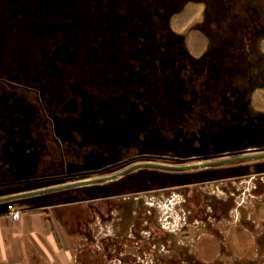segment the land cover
I'll return each mask as SVG.
<instances>
[{
	"label": "rangeland",
	"instance_id": "1",
	"mask_svg": "<svg viewBox=\"0 0 264 264\" xmlns=\"http://www.w3.org/2000/svg\"><path fill=\"white\" fill-rule=\"evenodd\" d=\"M185 1L152 0L149 7L144 0L143 4L139 0H40L37 6L39 16L45 20L66 23L78 32L75 37L79 42L78 55L70 52V46L61 36L54 42L45 40L43 45L46 52L62 61L64 66L75 61L80 72L89 63L93 75L90 82L92 86L85 89L67 80L60 91L61 98L98 99H91L94 104L85 101L93 108L95 115L92 114L89 121L83 124L85 135L76 136L77 143L73 145V151H68L67 172L74 174L75 180L104 176L133 161H143V158L184 165L195 161L191 159L195 157L264 146V116L247 110L246 103L249 91L256 85L258 72L264 70V52L258 46V42L264 39V29L259 22L264 20V9L248 7L245 11L239 9L233 14L232 25L239 29L243 38L240 42L235 38L229 56L221 48L228 39L221 29L218 32L216 26L209 23L207 30L212 42L208 53L191 58L183 43L187 32L190 31V37L194 36V23H187L183 27L185 33H173L168 27L169 16ZM258 3L264 6V0L257 1L256 5ZM208 7L212 11L211 3ZM224 8L227 11L228 8ZM202 14L198 24L204 21ZM203 51L198 48L196 56ZM38 56L36 49L29 58L36 61ZM224 62H234L233 82L229 80L231 69L226 68ZM5 80L9 82L7 89L11 91L12 84L24 82L17 76H8ZM28 84L23 90L25 98L49 97V80L32 75ZM81 105L76 115L82 114ZM228 113L233 116L229 117ZM66 117L67 114L61 118ZM60 130L57 134L62 138L65 135ZM48 136L51 135L46 134L49 142ZM85 147H91L88 158ZM56 156L58 154L51 159L54 163L51 168L46 162L45 167L44 164L39 166V172L52 173L65 168L60 156ZM80 163L85 165L77 166ZM254 163L262 166L264 158L184 172L143 168L127 176H142L152 182L165 176L189 174H201L204 179L216 174L240 177L242 173L252 171ZM122 180L106 185H120L124 182ZM106 185L91 184V188H97L93 190L98 191L99 187ZM176 186L165 185V193L173 192ZM160 190L156 189L155 192L159 193ZM57 192L61 191L53 193ZM175 212L183 216V209L178 205L172 214ZM155 214L161 217L160 223L164 224L162 215L170 217L171 213L165 209L161 212L156 210ZM185 236L181 234V238ZM191 244L189 242L187 246ZM178 260L174 258L168 263L177 264ZM168 263L165 261V264Z\"/></svg>",
	"mask_w": 264,
	"mask_h": 264
},
{
	"label": "crops",
	"instance_id": "2",
	"mask_svg": "<svg viewBox=\"0 0 264 264\" xmlns=\"http://www.w3.org/2000/svg\"><path fill=\"white\" fill-rule=\"evenodd\" d=\"M259 110L264 116V103ZM253 166L240 177L165 176L35 195L8 202L17 219L0 204V264H264V164ZM169 184L177 186L165 193ZM176 205L183 216L172 214ZM165 209L162 224L155 211Z\"/></svg>",
	"mask_w": 264,
	"mask_h": 264
},
{
	"label": "flooded vegetation",
	"instance_id": "3",
	"mask_svg": "<svg viewBox=\"0 0 264 264\" xmlns=\"http://www.w3.org/2000/svg\"><path fill=\"white\" fill-rule=\"evenodd\" d=\"M71 1L74 2V0ZM130 1L135 2V0ZM144 1L145 4L150 7L152 0ZM257 1L259 0H209L208 2L211 3L212 6V11H210L208 7L209 3L206 0H186L176 12L169 16L168 27L171 32L175 33L170 25L172 16L181 12L187 3L199 4L201 6L200 12L189 22L194 23V26H192V29H195V32L192 31L195 33L194 36H189V30L192 29L185 28L188 29L189 32H187V36L184 37V49L191 58H199L206 55L212 42L207 30L210 23L216 26L218 32L219 29H221L223 35L228 39V42L225 43L226 45L221 46V48L224 50L225 55L229 56V53L233 51L232 48H234L235 45V38H237L239 42L243 38L242 35H240L239 29L232 25L234 24L233 14L239 9L245 11L248 7H261L264 9L262 4L258 3V5H256ZM139 2L142 3V0H139ZM206 4L208 5L207 7L205 6ZM39 5L40 0H0V191L11 187L36 190L51 187L57 185L59 182H65L66 180H74L76 176L67 172L69 165V162L66 161L68 151H73V145L77 143L75 141L76 136L82 134V137L85 135L83 124L89 121L92 114L95 115L93 108L88 102L94 104L92 100H98L97 98H61L60 91H62V87H64V83L67 80H71L75 85H81V87L85 89L88 86H92L90 82H92L91 76L93 75L91 74L89 63H86V67L80 72L77 70L78 68L75 61L64 66L62 61L49 56L43 43H45V40L57 41L59 36L70 46V52L73 55H78L79 51L77 48H79V42L75 39L78 32L66 23L62 24L57 21L45 20L39 16L37 11V6ZM224 7L228 8L227 11ZM260 10L262 13V9ZM201 14L204 21L202 24H198L197 21ZM259 22L261 28L264 29V20H259ZM38 45H40V47L36 48ZM258 46L259 49L264 52L262 50L264 49V39L258 42ZM198 48L204 49V51L196 56ZM36 49L39 54L38 60H31L29 55L31 53L33 54ZM86 56L88 58V54ZM225 59L227 61V58ZM92 61H94L93 58ZM225 64L226 62H224V65ZM225 67L231 69V71L229 70V80L233 82L232 71H234V62L230 64L227 63ZM32 75L37 76L38 79L42 78L50 81L47 87L48 98H25L23 90L25 91V85H29L28 80L32 78ZM8 76H17L24 82L22 84H12L13 90L11 91L7 89L9 82L5 80ZM224 82L222 81L223 84ZM261 88H264V70L258 72L256 85L249 91L248 98H246L247 110L255 112V114L260 117L261 111L255 107V95L261 93ZM27 90H29L30 93L32 92L29 87H27ZM64 100L66 101L64 102ZM78 101H80V103H78ZM85 101L88 102L86 103ZM79 105H81L80 111H82V114L76 115L79 110ZM102 110L104 112V108ZM65 114H67V117L61 118ZM103 115L104 113L102 116ZM228 116L232 117L233 114H229ZM247 117H249V115ZM59 128H61V133L65 135L62 138L58 137ZM47 133L51 135L48 136L49 142L46 140ZM90 148L85 147L88 152L86 154L87 158L91 152ZM64 149L66 153H64ZM16 153L19 155L18 157L21 161L17 166H14L9 158ZM231 153L232 152L225 154H210L191 158L195 161L184 165L165 164L143 158L141 159L143 161H133L129 165L121 167V169L116 172L99 177L85 178L84 180L110 178L100 183L107 184L123 179L131 180V182H146L147 185H149V182L152 181H149L147 178H143L142 176L129 177L127 175L143 168L159 171H178L165 169L160 166L181 167L218 160H229L234 158L233 155H230ZM57 154L60 156V160L66 165L65 168L52 173L39 172V166L44 164L45 167L46 162H48L51 168L54 164L51 162V159ZM58 156H56V158H58ZM47 159L49 160L47 161ZM32 163L35 165V168H33L34 165L32 166ZM226 163L233 162H224L222 164ZM84 165L85 163H80L77 166ZM216 165L218 164L214 166ZM114 167H117V165H114ZM123 171L126 172L112 178V176ZM184 171L186 170L178 172ZM164 178L165 177H161L160 180ZM150 187L144 189L147 190V188Z\"/></svg>",
	"mask_w": 264,
	"mask_h": 264
},
{
	"label": "water",
	"instance_id": "4",
	"mask_svg": "<svg viewBox=\"0 0 264 264\" xmlns=\"http://www.w3.org/2000/svg\"><path fill=\"white\" fill-rule=\"evenodd\" d=\"M230 155H233L234 158H231L229 160H218V161H213V162H205V163H200V164H195L191 166H160L165 169L169 170H189V169H197V168H202V167H208L212 166L215 164H222L224 162H240V161H246V160H254V159H260L264 158V146L262 148L256 149H248L246 151H240V152H232ZM242 155V156H241ZM19 155L16 153L14 156L9 158L11 160V163H13L14 166H17L19 162L21 161L20 158L18 157ZM220 157V156H219ZM34 164L32 163V166ZM35 168V165L34 167ZM127 171V170H126ZM126 171H123L119 174H116L113 177L120 176ZM110 178H95L91 180H66L65 182H59L57 185L51 186V187H46V188H40L36 190H28L27 188H22V187H11L7 188L3 191H0V204L8 203L11 201L27 198V197H32L35 195H42V194H48V193H53L56 191H62V190H67V189H72V188H77V187H82V186H87L90 184H97L100 183L104 180H108Z\"/></svg>",
	"mask_w": 264,
	"mask_h": 264
},
{
	"label": "trees",
	"instance_id": "5",
	"mask_svg": "<svg viewBox=\"0 0 264 264\" xmlns=\"http://www.w3.org/2000/svg\"><path fill=\"white\" fill-rule=\"evenodd\" d=\"M201 6L196 3H187L184 9L173 15L170 21L171 28L175 31H181L191 19L200 12ZM261 93H257L255 96V107L259 109L261 104L264 103V88L260 89Z\"/></svg>",
	"mask_w": 264,
	"mask_h": 264
},
{
	"label": "built area",
	"instance_id": "6",
	"mask_svg": "<svg viewBox=\"0 0 264 264\" xmlns=\"http://www.w3.org/2000/svg\"><path fill=\"white\" fill-rule=\"evenodd\" d=\"M6 211L10 214L11 218H18V211L15 209V206L12 203H8L6 206Z\"/></svg>",
	"mask_w": 264,
	"mask_h": 264
}]
</instances>
